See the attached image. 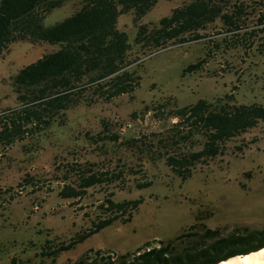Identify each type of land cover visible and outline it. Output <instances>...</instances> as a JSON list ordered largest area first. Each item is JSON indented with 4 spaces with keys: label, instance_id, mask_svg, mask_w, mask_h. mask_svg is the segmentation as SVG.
<instances>
[{
    "label": "rangeland",
    "instance_id": "374dc122",
    "mask_svg": "<svg viewBox=\"0 0 264 264\" xmlns=\"http://www.w3.org/2000/svg\"><path fill=\"white\" fill-rule=\"evenodd\" d=\"M189 1L159 0L141 22L156 24ZM81 5V0L66 2L47 14L44 24L65 19ZM134 17L133 12L123 14L118 23L132 42L137 31ZM250 30L244 28L236 35L223 27H210L206 32L211 35L203 39L145 55L140 65L132 67L140 84L131 94L109 103L71 108L65 122H54L47 135L18 141L4 153L0 150V264H54V256L42 255L44 249H55L88 232L98 215L101 219L111 216L113 212L103 205L106 198L143 201L131 220L118 218L88 235L61 251L55 264L74 263L88 253L94 256L97 250L133 253L186 231L201 234L203 225L220 229L221 236L240 230L243 237L231 247H247L261 239L264 234L250 238L243 231L264 229V121L227 141L225 154L197 165L186 179L163 159H156L145 162L147 175L137 174L136 181L96 185L82 198L60 196L65 185L78 184L80 165L94 163L93 168L110 171L120 165L128 176L130 166L138 169L140 152L123 142L133 138L157 141L177 121L163 113L171 108L230 93L239 103H264V54ZM58 48L51 43L19 41L0 56V108L16 104L11 76ZM201 59L205 61L200 69L186 70ZM161 104L166 106L159 108ZM115 133L119 139L107 137ZM200 148L195 145L191 150ZM149 180V186H135ZM195 223L200 226L193 230ZM202 254L199 248L191 249L181 263L191 264Z\"/></svg>",
    "mask_w": 264,
    "mask_h": 264
},
{
    "label": "trees",
    "instance_id": "16d2710c",
    "mask_svg": "<svg viewBox=\"0 0 264 264\" xmlns=\"http://www.w3.org/2000/svg\"><path fill=\"white\" fill-rule=\"evenodd\" d=\"M68 1L0 0V56L19 41L59 45L57 50L45 53L11 76L16 104L0 108L1 153L18 141L47 135L54 122H65L66 112L71 108L84 104L93 106L99 101L109 103L123 94H131L140 84L137 70L132 67L140 65L143 56L171 45L203 39L211 35L206 32L210 27H223L226 32L236 35L244 28H251L249 34L258 38V50L264 54V0H190L152 25L141 20L159 0H81V7L72 15L53 25H45L47 14ZM131 12L137 24L133 42L126 31L118 28L120 16ZM204 61L201 59L186 70H198ZM165 106L161 104L159 108ZM163 113L177 121L157 141L133 138L123 142L140 152L136 157L138 169L130 166L128 176L120 165L110 171L95 169L94 163L85 167L77 164L80 165L78 184L65 185L60 196L82 198L96 185L133 178L136 181L137 174L147 175L145 162L156 159H163L173 172L186 179L197 165L208 164L225 154L227 141L264 121V103H239L230 93L214 99L202 98ZM107 137L120 138L116 133ZM195 145L201 148L191 150ZM72 168L76 170L74 165ZM151 184L149 180L136 182L135 186ZM142 201L140 198L116 202L106 198L103 205L113 212L111 216L102 219L96 216L88 232L55 249L47 246L42 255L54 256L55 264L61 251L73 247L88 235L118 218L131 220L133 211ZM199 226L200 223H195L191 229ZM202 228L201 234L186 231L167 242L148 243L133 253L118 254L116 261L101 256L103 250H97L94 256L88 253L67 264H183L181 262L190 255V250L196 248L204 254L191 264H215L264 246L263 236L247 247H231L243 237L240 230L221 236L220 229L204 225ZM243 232L245 237L255 238L264 234V229L246 228Z\"/></svg>",
    "mask_w": 264,
    "mask_h": 264
},
{
    "label": "bare ground",
    "instance_id": "6f19581e",
    "mask_svg": "<svg viewBox=\"0 0 264 264\" xmlns=\"http://www.w3.org/2000/svg\"><path fill=\"white\" fill-rule=\"evenodd\" d=\"M215 264H264V246L245 254H236Z\"/></svg>",
    "mask_w": 264,
    "mask_h": 264
},
{
    "label": "built area",
    "instance_id": "2783aa9c",
    "mask_svg": "<svg viewBox=\"0 0 264 264\" xmlns=\"http://www.w3.org/2000/svg\"><path fill=\"white\" fill-rule=\"evenodd\" d=\"M101 256L111 257L114 261L118 259V254L115 251H102Z\"/></svg>",
    "mask_w": 264,
    "mask_h": 264
}]
</instances>
